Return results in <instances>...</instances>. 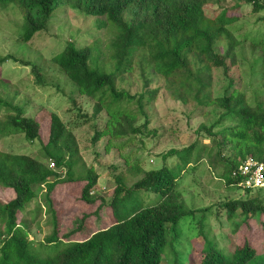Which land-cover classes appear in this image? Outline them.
Returning <instances> with one entry per match:
<instances>
[{"label":"trees","instance_id":"trees-1","mask_svg":"<svg viewBox=\"0 0 264 264\" xmlns=\"http://www.w3.org/2000/svg\"><path fill=\"white\" fill-rule=\"evenodd\" d=\"M61 2L70 3L87 16L104 17V24H113L115 34L109 45L114 51L109 61L99 68L90 64L91 61L97 65L100 59L101 51L96 45L78 47L68 42L55 58L59 68L77 84L85 102L92 104L93 111L78 107L74 99H71L74 102L69 120L52 111L47 142L42 140L40 120L28 116L24 105L0 93V110L7 111L0 121V137L22 134L29 143L40 144L37 155L0 149V189L15 193L13 199L0 202V264L250 263L258 249L248 240L237 243L231 253L220 248L216 238L210 236L209 218L214 212L225 210L228 219L240 216L242 224L259 221L264 231V197L259 191L254 192L257 188H245V198L202 208L188 207L180 190L181 179L190 171L195 172L204 158L214 168L222 167L218 177L231 189H242L244 177L240 166L249 157L264 163V101L249 99L242 90V80L239 83L234 75L239 61L244 59L239 49L243 48V52L245 49L230 28L240 19L236 8L227 9L223 0H0L4 7L17 3L23 10L24 30L20 39L25 42L49 28ZM242 3L251 4L252 13L264 10V0H237L234 6L240 7ZM210 4H216L220 10L213 17L205 12ZM251 47L262 50L248 64L251 73L256 74L254 61H259L264 69V41L253 42ZM93 50L98 52L97 57L92 54ZM139 50L147 51L143 60L146 59L152 72L166 79L176 100L187 104L191 99L198 109L199 106L216 107L213 113L217 118L210 125L201 123L195 131L198 138L189 145L172 148L162 155L177 159L172 166L147 170L138 165L141 157L132 164L125 156L123 163L129 174H141V177L128 184L126 175L118 174L116 187L107 197L97 193L101 174L94 165L86 167L82 162L85 174L78 175L75 170L82 160L77 133L86 124L102 122L93 129L91 140L96 145L107 137L106 152L115 145L121 148L119 144H124L129 137L145 141L156 133L150 128L147 102L155 99L157 90L132 94L117 83L131 69ZM9 59L32 66L37 84L44 83L42 66L18 60L13 54L3 56L0 61ZM141 65L144 75L145 67ZM214 71L221 72L227 82L224 92L216 96L212 91ZM261 79L264 81V70ZM121 101L137 104L145 120L140 121L136 110L112 107ZM200 136L208 137L210 143L200 141ZM67 184L81 187L75 198L77 202L89 205L99 202L96 212L105 206L111 217L110 224L86 232L80 240L74 238V232L60 235L54 193ZM153 193L160 194L161 199L146 206L147 197ZM41 198L52 232L35 241L30 237L31 223L42 210ZM34 201L35 219L31 222L19 219V213ZM189 218H199L197 236L202 238L203 245L200 258L188 259V263L180 252L185 249L180 224ZM192 255L195 257L193 251Z\"/></svg>","mask_w":264,"mask_h":264},{"label":"rangeland","instance_id":"rangeland-1","mask_svg":"<svg viewBox=\"0 0 264 264\" xmlns=\"http://www.w3.org/2000/svg\"><path fill=\"white\" fill-rule=\"evenodd\" d=\"M223 2L227 9L236 8L235 13L240 15V19L230 28L245 46L244 52L243 48L239 49L240 54L244 55V59L239 61L240 66L235 69L234 75L239 79V83L242 80V90L246 91L249 99L264 101V81L261 79L263 66L258 64L259 61L253 62V66H257L256 74L251 73V69L248 67L249 61H252L254 56L259 57L262 54L260 47L252 48L251 46H253V42L264 41V19H262L264 10L252 13L251 4L242 3L240 7H235L237 0H223ZM205 10L208 17H213L220 11L216 4L207 5ZM104 21V17L87 16L74 9L70 3H62L56 9L49 28L36 33L30 41L25 42L20 39V34L24 30L23 10L17 3L5 7L0 3V59L13 54L18 60L42 66L44 75V83L37 84L36 77L32 73V66L13 59L5 62L0 61V93L8 100L24 105L28 116L40 120V130L44 142H47L49 138V118L52 111L61 115L65 121L70 119V109L74 101L83 110L93 111L92 104L85 102V97L79 94L77 84L59 68L55 58L65 49L68 42H73L78 47L95 45L99 47L101 51L99 60L96 58L98 52L92 51L99 66L90 61L92 67L99 68L101 64L109 61L110 54L114 51L110 48L109 43L113 39L115 31L113 24L110 22L104 24ZM145 54L147 51L139 50L137 52L131 69L117 83L121 88L129 89L132 94L144 92L146 89L148 91L157 90L155 99L147 102L151 120L150 128L154 129L157 135L153 134L144 139L145 141L129 137L124 144H119L121 148L115 145L114 148L106 152L107 137H103L96 145L91 140L93 129L95 126L101 125L102 122L97 125H95L96 121L86 124L77 133L82 160L75 170L78 175L85 174L86 167L94 165L101 174L96 187L97 193L107 197L112 195L111 193L116 187L115 176L118 174L126 175L128 184L133 183L137 177H141V174H129L123 163L125 156L132 164H135L136 160H140L141 157V162L138 165L147 170L160 169L165 165L172 166L177 159L174 157L163 158L162 155L172 148H183L189 145L195 138H198L195 131L201 123L210 125L217 118L213 113V109L216 107L199 106L198 109L191 99L187 104L176 100L168 89L166 79L152 72L145 61L146 59L143 60ZM141 64L145 67L144 75ZM213 77L212 91L213 96H216L224 92L227 82L223 79L221 72L214 71ZM146 81L149 83L148 87H146ZM112 107L136 110L139 113L140 121L145 120L137 104L121 101L113 103ZM6 114L5 109L0 110V121L4 120ZM199 139L205 144L210 143L208 137L200 136ZM39 146V142L29 143L22 134L0 137V149L5 151L37 155L40 152ZM225 153L229 154L230 151L225 150ZM82 162L86 164V167H83ZM187 170L190 171V168ZM220 171H222V167L214 168L207 158H204L195 172L190 171L181 179L180 190L188 207H208L230 199L247 197V191L244 188L231 189L233 187H228L218 177L217 172ZM80 190L81 187L78 184H67L59 187L54 193L59 234L74 232V238L79 240L83 239L87 233L108 226L111 218L105 206L96 212L99 202L93 205L77 202L75 198L78 197ZM257 191L264 197V187L254 190V192ZM153 194L149 198L147 197L146 206L161 199L160 194ZM14 196L13 190L0 189V202L6 203ZM40 204L42 210L36 216V220H34L35 201L29 204L24 212L19 213V219L25 218L30 222L34 220L31 223L30 237L35 241L44 239L52 232V225L48 223L49 218L42 198ZM74 204L76 205L74 206ZM214 213L209 218L212 229L210 236L216 238L220 248L231 253L237 243H245L248 240L258 249L256 258L248 264H264V231L259 227L260 222L252 220L250 223L245 222V225L242 224L240 216L228 219L225 210ZM198 220L199 218H189L180 224L184 231L183 244L185 245V249L180 252L185 262L188 259H199L201 255L203 240L197 236L200 226ZM192 251L195 257H193Z\"/></svg>","mask_w":264,"mask_h":264},{"label":"built area","instance_id":"built-area-1","mask_svg":"<svg viewBox=\"0 0 264 264\" xmlns=\"http://www.w3.org/2000/svg\"><path fill=\"white\" fill-rule=\"evenodd\" d=\"M53 166L54 163L52 162ZM241 175L244 177L242 188L264 187V163L249 157L240 166Z\"/></svg>","mask_w":264,"mask_h":264}]
</instances>
